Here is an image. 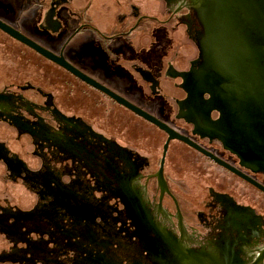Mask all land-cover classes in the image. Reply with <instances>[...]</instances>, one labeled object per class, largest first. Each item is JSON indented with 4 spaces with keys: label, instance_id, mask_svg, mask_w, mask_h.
Returning a JSON list of instances; mask_svg holds the SVG:
<instances>
[{
    "label": "water",
    "instance_id": "obj_1",
    "mask_svg": "<svg viewBox=\"0 0 264 264\" xmlns=\"http://www.w3.org/2000/svg\"><path fill=\"white\" fill-rule=\"evenodd\" d=\"M159 1L191 53L118 62L264 178V0ZM0 264H264V221L191 176L170 179L151 153L22 81L0 86Z\"/></svg>",
    "mask_w": 264,
    "mask_h": 264
},
{
    "label": "flooded vegetation",
    "instance_id": "obj_2",
    "mask_svg": "<svg viewBox=\"0 0 264 264\" xmlns=\"http://www.w3.org/2000/svg\"><path fill=\"white\" fill-rule=\"evenodd\" d=\"M0 86L26 81L264 221V178L192 130L118 61L181 65L192 49L159 0H0ZM20 33L94 87L12 36ZM119 96L160 127L122 104Z\"/></svg>",
    "mask_w": 264,
    "mask_h": 264
}]
</instances>
